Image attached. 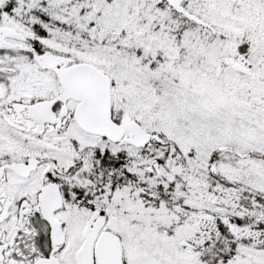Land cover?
<instances>
[{"label":"snow or ice","instance_id":"1","mask_svg":"<svg viewBox=\"0 0 264 264\" xmlns=\"http://www.w3.org/2000/svg\"><path fill=\"white\" fill-rule=\"evenodd\" d=\"M0 264H264V0H0Z\"/></svg>","mask_w":264,"mask_h":264}]
</instances>
